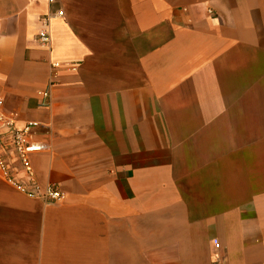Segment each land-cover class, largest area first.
I'll list each match as a JSON object with an SVG mask.
<instances>
[{
	"label": "crops",
	"instance_id": "obj_1",
	"mask_svg": "<svg viewBox=\"0 0 264 264\" xmlns=\"http://www.w3.org/2000/svg\"><path fill=\"white\" fill-rule=\"evenodd\" d=\"M0 115V264H264V0H0Z\"/></svg>",
	"mask_w": 264,
	"mask_h": 264
},
{
	"label": "built area",
	"instance_id": "obj_2",
	"mask_svg": "<svg viewBox=\"0 0 264 264\" xmlns=\"http://www.w3.org/2000/svg\"><path fill=\"white\" fill-rule=\"evenodd\" d=\"M53 2L54 0H49ZM57 15H62V11L59 10L56 12ZM42 23L44 28H41L37 35V40L42 45H47L49 43V34L46 30L45 26L48 25V18H43ZM58 67V63L51 64V71L54 72ZM48 95V91H44V96ZM0 122L8 127H10L13 131V145L16 150V153L20 159L21 164L26 170L29 178L28 185H23L20 183H14V186L23 192L24 194L30 197H41L49 202H57L63 198V193L53 185H46L43 189L36 183L33 178L32 169L29 163V154L31 152L39 151L43 148L42 145L39 144H27L25 141V136L29 131L30 125L25 126L23 129H16L13 126V122L9 119H5L0 115ZM0 169L6 174V166L2 156L0 155Z\"/></svg>",
	"mask_w": 264,
	"mask_h": 264
}]
</instances>
